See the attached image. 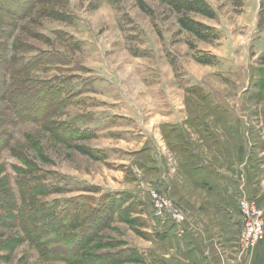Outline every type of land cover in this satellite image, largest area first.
Listing matches in <instances>:
<instances>
[{"label": "rangeland", "instance_id": "1", "mask_svg": "<svg viewBox=\"0 0 264 264\" xmlns=\"http://www.w3.org/2000/svg\"><path fill=\"white\" fill-rule=\"evenodd\" d=\"M231 165L264 186V0H0V264H170L149 192Z\"/></svg>", "mask_w": 264, "mask_h": 264}, {"label": "crops", "instance_id": "2", "mask_svg": "<svg viewBox=\"0 0 264 264\" xmlns=\"http://www.w3.org/2000/svg\"><path fill=\"white\" fill-rule=\"evenodd\" d=\"M231 160L237 161L236 156ZM201 164L206 166V163ZM189 173L190 170L169 174L164 182L168 195L187 212V219L174 224L168 231L166 242L168 240L169 249L165 254L168 263L264 264V239L238 257L242 218L237 199L243 192L262 200V183L251 187L245 185L240 190L238 178L242 177L248 183L251 175L231 165L227 169L213 171L216 175L213 193L205 185L206 175L198 171L193 172V176ZM212 177L209 174L208 182L214 183Z\"/></svg>", "mask_w": 264, "mask_h": 264}, {"label": "built area", "instance_id": "3", "mask_svg": "<svg viewBox=\"0 0 264 264\" xmlns=\"http://www.w3.org/2000/svg\"><path fill=\"white\" fill-rule=\"evenodd\" d=\"M151 204L157 214L176 223L187 219L186 212L166 193L152 190L149 192ZM238 206L242 218V228L238 239V257L245 255L264 238V215L262 210L241 192Z\"/></svg>", "mask_w": 264, "mask_h": 264}]
</instances>
